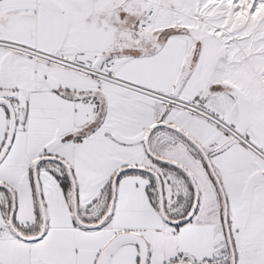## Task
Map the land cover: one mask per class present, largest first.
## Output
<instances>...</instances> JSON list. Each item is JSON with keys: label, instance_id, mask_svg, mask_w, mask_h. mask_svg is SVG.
<instances>
[{"label": "snow or ice", "instance_id": "obj_1", "mask_svg": "<svg viewBox=\"0 0 264 264\" xmlns=\"http://www.w3.org/2000/svg\"><path fill=\"white\" fill-rule=\"evenodd\" d=\"M0 264H264V0H0Z\"/></svg>", "mask_w": 264, "mask_h": 264}]
</instances>
